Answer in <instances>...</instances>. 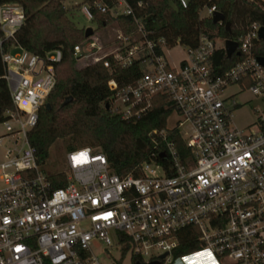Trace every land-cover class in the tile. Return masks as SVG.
Masks as SVG:
<instances>
[{
  "label": "built area",
  "instance_id": "2783aa9c",
  "mask_svg": "<svg viewBox=\"0 0 264 264\" xmlns=\"http://www.w3.org/2000/svg\"><path fill=\"white\" fill-rule=\"evenodd\" d=\"M189 1L178 0L183 8ZM142 6V0L87 1L81 12L88 20L95 21V11L112 19L129 16L133 30L123 32L114 22L104 26L115 28L111 39L92 28L73 46L79 65L102 62L110 70L131 71L121 77L125 83L108 80L113 113L140 116L157 95L175 104L179 118L172 128L185 152L167 141L164 159L142 163L136 176L114 173L106 155L89 146L69 150L65 169L46 172L45 162H38L28 135L55 87L62 52L38 55L14 42L6 46L26 16L19 3L0 2V55L13 104L0 134V142L6 141L0 160V264H101L94 243L103 251L127 249L142 264H174L185 256L173 258L181 232L190 227L200 250L222 264H264V65L254 51L260 26L252 24L231 39L239 53L232 56L242 59L217 73L213 56L225 50L227 39L218 46V38L202 33L188 46L155 37L137 13ZM215 11L199 10L211 19ZM176 45L184 56L171 64L168 53ZM233 85L263 103L246 129L233 123L236 93L224 95ZM60 175L66 184L54 188L53 176Z\"/></svg>",
  "mask_w": 264,
  "mask_h": 264
},
{
  "label": "trees",
  "instance_id": "16d2710c",
  "mask_svg": "<svg viewBox=\"0 0 264 264\" xmlns=\"http://www.w3.org/2000/svg\"><path fill=\"white\" fill-rule=\"evenodd\" d=\"M90 0H85L84 3ZM135 4L138 0H127ZM143 6L137 10L144 24L155 37L165 36L170 42L195 46L200 34L213 38L236 39L248 31L252 24L264 26L263 0H190L187 8L178 0H142ZM17 2L23 6L25 23L15 33L14 42L31 53L44 55L50 50L60 49L62 60L57 71L56 84L47 104L39 110L36 125L29 132V141L36 150L39 163H44L51 146L58 139H67L75 148L92 147L100 149L107 157L112 171L118 175H140L141 165L147 161H161L160 154L167 141H173L180 152H185L184 141L176 128H168L167 120L175 110L174 102L165 95H157L151 100L150 108L140 116L124 119L111 111L109 104L111 90L108 80L115 78L119 83L127 82L122 76L131 71L110 70L102 62L78 65L73 56V46L86 40L85 29L79 28L69 18L63 0H0ZM214 6L225 20L214 24L209 17L201 16L199 10ZM96 30L116 23L123 32L133 30L129 16L112 19L97 11ZM230 22V32L225 22ZM256 55L264 56V39L255 47ZM241 56L228 58L224 48H219L213 56L217 73L241 60ZM70 103L63 105L66 98ZM13 109L4 68L0 55V123L6 118V111ZM164 132L165 138L161 132ZM74 148V149H75ZM54 188L64 186L63 175L53 176ZM179 246L173 258L194 253L201 249L197 231L190 227L181 232ZM122 252V258L127 253ZM122 260V259H121ZM138 257L132 255L131 263ZM120 263V262H119ZM45 264L50 262L45 261Z\"/></svg>",
  "mask_w": 264,
  "mask_h": 264
},
{
  "label": "rangeland",
  "instance_id": "374dc122",
  "mask_svg": "<svg viewBox=\"0 0 264 264\" xmlns=\"http://www.w3.org/2000/svg\"><path fill=\"white\" fill-rule=\"evenodd\" d=\"M85 0H63L64 7L68 10L69 18L76 24L79 28L92 27L96 31V36L112 38L115 34V28L113 26H107L100 30H96L95 21L88 20L85 15L81 12V9L84 5ZM223 40L218 38L217 45H223ZM184 56L183 48L180 45L174 46L169 50L168 57L171 64H176L179 59ZM79 65V64H78ZM231 93H236L235 100L238 103V106L234 109L233 123L239 128L246 129L249 125L253 124L256 121L255 109H261L263 103L259 100L258 97L253 95L247 89L240 88L238 85H233L224 91V95ZM179 118V115L176 112H173L168 120L167 127L172 128L176 125V120ZM4 132V128L0 123V134ZM182 136L186 138L187 130L182 128ZM6 141L3 140L0 142V160L2 157V152ZM75 147L69 146V141L67 139H58L51 146L49 151V156L44 164V169L46 172H53L56 170L65 169V154ZM93 254L97 256L101 264H132L131 263V254L127 252L122 258V252L118 247L108 248L107 251H103L97 243L92 245ZM210 252L207 249L197 251L196 253L188 254L179 259L177 263L182 264H208L207 257ZM122 259V260H121ZM215 264H222V262L215 260ZM120 262V263H119Z\"/></svg>",
  "mask_w": 264,
  "mask_h": 264
},
{
  "label": "water",
  "instance_id": "95a60500",
  "mask_svg": "<svg viewBox=\"0 0 264 264\" xmlns=\"http://www.w3.org/2000/svg\"><path fill=\"white\" fill-rule=\"evenodd\" d=\"M225 20V17L224 15L219 12V11H215L213 14H212V22L214 24H217V23H222L223 21ZM225 28L228 32H230V22H225ZM93 33V29L92 27H87L85 28V37H88L90 36L91 34ZM258 35H259V38L260 39H264V26H260V28L258 29ZM236 47H237V44L236 42H234L233 40L231 39H227L225 41V52H226V55L228 58H230L232 56L233 53H236V54H239L238 52H235L236 50ZM258 61L264 65V56H258L257 57ZM72 100V97H68L64 100L63 102V105H66L68 103H70ZM46 107L47 108H50V105L49 104H46ZM106 108H109V104H106L105 105ZM160 159L163 160L164 159V154H161L160 155ZM167 254H163L161 256V259H163ZM135 264H142L140 263L139 261H137ZM147 264H160V261L158 260H155V261H151Z\"/></svg>",
  "mask_w": 264,
  "mask_h": 264
},
{
  "label": "crops",
  "instance_id": "0c3cea01",
  "mask_svg": "<svg viewBox=\"0 0 264 264\" xmlns=\"http://www.w3.org/2000/svg\"><path fill=\"white\" fill-rule=\"evenodd\" d=\"M2 156H3V152H2ZM2 159V157H1ZM196 253V252H195ZM192 254V253H191ZM207 261H208V264H215V261H214V258L211 254H209V256L207 257ZM174 264H182V263H174Z\"/></svg>",
  "mask_w": 264,
  "mask_h": 264
}]
</instances>
